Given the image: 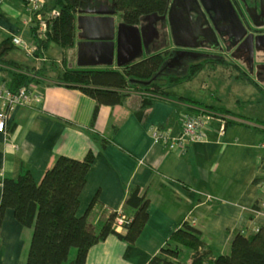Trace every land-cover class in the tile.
<instances>
[{"label":"crops","instance_id":"obj_1","mask_svg":"<svg viewBox=\"0 0 264 264\" xmlns=\"http://www.w3.org/2000/svg\"><path fill=\"white\" fill-rule=\"evenodd\" d=\"M104 8H85L82 11H101V14L82 13L80 16L113 19L114 48L110 66L103 65L98 57H88L80 64L79 46L86 43L87 36L77 22L73 48L68 51L50 44L40 58H33L23 48L14 46L2 58L0 84L9 82L7 72L28 74L33 70L29 68L34 67L36 82L30 84L42 99L31 107L15 109L9 117L6 135L0 134V181L16 179L25 171L39 183L58 157L82 160L91 152L94 161L80 194L77 215L85 213L95 195L102 209H93L91 222L103 220L111 212H122L129 190L138 188L148 201V219L134 245L110 235L89 249L86 264H148L184 223L200 233L201 241L214 257L228 255L237 234L250 235L264 227V200L259 198V187L253 183L261 173L263 153L258 146L264 134L251 126L232 124L227 126L223 137L219 138L217 132H208L206 142L187 145L183 151L156 143L152 138L153 130L177 138L185 116L195 110L179 98L195 100L173 97L174 88L170 89L173 96L168 98L131 92L118 106H100L92 122L94 101L60 78L68 67L70 70L121 71L122 67L117 65L116 42L122 21L118 13L109 15L110 11ZM27 17L25 0H0V43L7 38H19L24 45H31L32 32ZM160 24L161 41L168 43L166 49L170 50V43L178 40L174 39L165 18ZM259 32L264 35V29ZM89 33L88 38L101 37L100 33ZM243 40L236 42L235 49L229 50L225 59L236 67L234 81L249 85L258 95L237 104L242 107L244 104L262 105L264 49L255 42L239 49ZM152 41L142 50L144 58L166 51L160 48L149 51ZM137 55L134 57L133 53L119 61H132ZM42 60L46 62L40 64ZM244 86L241 92L247 90ZM219 109L251 123L258 121L223 107ZM31 234V229H24L15 221L13 213L7 211L0 229V264H24ZM182 255L187 257L185 262H181ZM74 256V252L70 253L68 262H72ZM181 256L182 264H190V252L182 249Z\"/></svg>","mask_w":264,"mask_h":264},{"label":"trees","instance_id":"obj_2","mask_svg":"<svg viewBox=\"0 0 264 264\" xmlns=\"http://www.w3.org/2000/svg\"><path fill=\"white\" fill-rule=\"evenodd\" d=\"M113 1L122 23L130 27L138 26L145 17L163 16L170 2V0ZM80 3L81 0H54L50 10H58L57 15L48 21V29L44 36L37 39L38 51H45L50 44L59 46L64 52L73 48L76 15ZM12 40L7 38L0 43V62L14 48ZM38 51L35 52L36 57L40 56ZM170 56L168 51L159 52L125 66L121 71L64 68L60 79L94 101L93 122L100 106H118L134 91L161 98L172 97L170 89L190 82L203 69L210 72L220 64L216 60L213 63L205 61L191 65L183 77L167 74L164 83L149 82L162 70ZM7 74L9 87L12 88L36 82L35 76L28 77L27 74L13 71ZM179 100L189 107H202L206 112L231 114L226 110L206 106L190 99ZM191 111L190 115H198L196 111ZM225 124L227 127L238 123ZM253 124L264 127V122L255 121ZM93 161L94 155L91 152L82 160L58 157L45 171L39 183L25 171L16 179L4 178L0 181V229L5 213L11 211L18 224L24 229L32 230L24 264H86L89 249L110 235L134 245L148 219V201L140 195L138 188L129 190L122 205V213L126 215L128 223L123 225L121 232L113 229L116 212L109 213L105 219L101 218L96 223L90 221L93 209L97 211L102 209L98 195L93 197L82 216L77 215L80 194ZM260 164L261 173L253 180L255 185L264 183V160ZM200 237L196 229L184 223L148 264H182L180 262L182 249L191 253L190 264H264L263 226L250 235L237 234L231 241L228 255L214 257ZM72 252L75 253L74 260L68 262Z\"/></svg>","mask_w":264,"mask_h":264},{"label":"rangeland","instance_id":"obj_3","mask_svg":"<svg viewBox=\"0 0 264 264\" xmlns=\"http://www.w3.org/2000/svg\"><path fill=\"white\" fill-rule=\"evenodd\" d=\"M43 1L46 7L45 8L46 11L53 12V10H50V9L53 6L52 4L54 0H43ZM227 1L235 17H237V19L234 18L232 14H229V12L227 15H224V7L227 6L224 0H183V4L180 5L179 7L177 6L176 7L174 6V8L172 7L173 12H172L171 20H173V22L175 23H177L179 20H181L182 22L184 21L187 26L191 25L193 29H195L196 32L189 28L190 32L186 33V39L182 36L179 39L181 38L183 39H181V42L178 41V44L170 43L172 45V49L170 50L166 49L168 46V43L161 41V36L163 35V31H162V27L160 26L161 25L160 17L162 16L156 15L158 20H156L154 24L155 34L152 33V35H154V40L152 41V44H150L149 51H152L153 49H156V48H160L162 50L166 49V51H168L171 56L166 60V63L164 67L162 68V70L159 71V73L155 77H153L152 80H150L149 82L161 84V83H164V79L167 74H173V75H178V76L183 77L191 65H196L198 63H204L205 61H210L211 63L215 62V60L219 61L220 64L217 65L213 71L209 72L206 69H203L200 73L194 76V79L192 82L184 83V84L174 87L172 92L175 93V95L173 97L178 98V96H183V97L191 98L197 102H200L205 105H210L217 109H219L220 107H223L232 112L245 115L248 117H252L255 120H258L261 122V121H264V103L262 105L253 104L251 106L244 104L243 105L244 108L242 107L241 104L240 105L237 104L238 102H241L244 100L255 99L258 93L249 85L244 86L241 83L234 81V77L236 76V73H235L236 67L231 65L228 59H225V57L228 56L227 52H229V50L231 49L226 48L224 46L225 44L222 43L223 42L222 39H224L223 37L224 34H227L225 38L227 40V43H229L230 45L236 44V41H237V38H236L237 35H235L236 30H237V33L241 35L242 31L240 27L241 25L245 26V19H246V22L249 23L252 28L254 27L251 25L252 23L248 18V15L246 13V8L243 3H241L239 0H227ZM173 3L174 5H176V3H179V0H170L168 10H170V5ZM101 6L105 7L104 9H106L108 13L109 11L112 13L114 12L115 14L118 13L115 10L113 0H81L79 9L83 10L85 8H89L91 10H94V9L98 10L100 9ZM55 11H58V10H55ZM77 15L80 16L81 14L77 13ZM118 15L120 14L118 13ZM165 19L167 21L169 20L168 11L165 13ZM76 22H77V17H76ZM259 22L261 23V19L259 20ZM148 23H149L148 20H145L144 18L138 26L131 27V28H133L134 30L135 29L140 30L141 28L146 27ZM193 24L195 26H193ZM31 32H32V40H33V42L31 43L32 45L34 43L36 44L38 37L35 34V30H33L32 28H31ZM194 33L195 34L198 33L200 35L194 37L192 41V37H193L192 34ZM190 34L192 37H190ZM213 34H214L216 41H214L215 39L213 37ZM169 37L171 40H173V38H171L172 36H169ZM195 41L199 43L198 47L200 49L194 48V46L190 44L191 42H195ZM140 43H141L140 51H138L139 48H136V49L134 48L135 41H133L126 48V49H129L125 53V55L127 56V57L125 56L126 58L129 57L128 55H131L133 53H134V57L137 53L139 54L136 56L134 60L131 61L132 63L137 62L139 58L143 59L145 56L144 51H142L144 46L142 44L141 39H140ZM220 43L222 44L224 50H220L219 48ZM31 45H25L26 50L24 49L23 50L26 52L27 55H30L33 58L34 57L40 58V56L39 57L35 56V52H37L38 49H36V51L33 53H30L27 50V48L30 47ZM42 53L43 51L41 50L38 51L39 55H41ZM155 54H150V55L148 54V55L151 56ZM231 57H234V55H232ZM123 58L124 57H122V60ZM39 62L40 64H44L46 61L42 60ZM168 62L171 63V66H168L167 64ZM50 67L51 66H49L48 68ZM38 68L40 69V67ZM29 69H33V70L29 72L30 74L26 73L28 77L29 75L32 76L31 73L36 74V70H34V67L29 68ZM67 69L70 70L69 67ZM227 72L230 74H228ZM23 74L26 75L25 73ZM149 82H144V83L149 84ZM242 86H244L247 90L241 92ZM262 89H264V85L262 86ZM133 93H135V91ZM193 108H195L194 111H196L197 114H200L201 112H203L204 114H208L209 116L212 115L215 118L216 117L220 118L223 121L228 122V123L235 122L240 125L251 126L255 129H258L259 131L261 130L262 135L264 133V127L257 126L251 123V121L242 119L236 115H232L228 113H225V114L215 113V112H210V111H207L208 112L207 113L202 107H193ZM218 125L219 124H216V122L215 123L211 122V125L207 126V129H205L206 131H205L204 142L207 141L208 132H211V131L217 132L216 128ZM226 128L227 127L225 124L224 134L226 132ZM262 160H264L263 157H260V161ZM258 190H259V198L263 201L264 193L261 191V188H259ZM262 213H264V208L262 209ZM116 215L126 217V215H124L121 211L116 212ZM186 258H187L186 255L185 256L182 255L181 262H185Z\"/></svg>","mask_w":264,"mask_h":264},{"label":"water","instance_id":"obj_4","mask_svg":"<svg viewBox=\"0 0 264 264\" xmlns=\"http://www.w3.org/2000/svg\"><path fill=\"white\" fill-rule=\"evenodd\" d=\"M224 1L226 2V5H227L226 7H224V15H227L229 12V14H232L233 17L237 19L228 1L227 0H224ZM239 1L244 4L248 18L251 21L252 23L251 25L254 27V29L259 30L260 28H262L263 30L264 29V15H262V12H261V2H264V0H252L253 6L251 7L247 5L246 0H239ZM182 4H183V0H179V3H176V5H174V3L171 4L170 10H168V19H169L168 21L170 23L172 35L174 39L178 41L180 37L182 36L186 37V33H189L190 29H193L191 25L187 26L184 21L182 22L181 20H179L177 23H175L173 22V20H171V16L173 12L172 10L174 6L179 7ZM100 12L101 11H88V10L82 11L81 9L77 10L78 14H82V13L101 14ZM111 14L112 12L109 13V15ZM164 18H165V14L162 17H160V20H164ZM260 19H261V23L259 22ZM145 20H148L149 23L147 24L146 27H143L140 30H137V29L134 30L130 26H126L124 24H121L118 27L117 42H116L117 44L116 55H117L118 67H123L125 65L127 66L130 64L131 61L120 62L119 60L122 59V57L126 56L125 53L129 50L126 48L133 41H135L134 48L135 49L139 48L138 51H140V48H141L140 39L142 40V44L144 47H146L147 43L154 40V35H152V33L155 34L154 24L156 20H158L157 16L156 15L148 16V17H145ZM77 24H78V27L82 29L87 36L86 43H83L82 45L79 46L78 58H79L80 64H83L81 62H85L86 58L88 57L90 58L98 57L100 58L103 65L110 66L112 64L111 60L113 57V48H114L113 19L112 18H98V17L92 18L90 16L88 17L79 16L77 18ZM245 24H246V27L241 25L240 29L242 33L241 35L238 34L237 36V41L244 38L239 49L242 48L244 43H248L249 45H251L253 42H255V45L257 47H262L264 49V35H260L261 33L259 31H253L254 29L250 26L249 23L246 22V19H245ZM193 26L195 25L193 24ZM90 31H92V33H100L101 37L88 38L90 36V33H89ZM213 37H214V34H213ZM178 41H176V44H178ZM214 41H216V39ZM167 64L168 66H171V63L168 62Z\"/></svg>","mask_w":264,"mask_h":264},{"label":"built area","instance_id":"obj_5","mask_svg":"<svg viewBox=\"0 0 264 264\" xmlns=\"http://www.w3.org/2000/svg\"><path fill=\"white\" fill-rule=\"evenodd\" d=\"M25 1L28 13V24H30V28L35 30V34L38 39H40L47 32L48 21L53 19L57 15V12H47L43 0ZM12 43L14 46L26 50L25 45L19 38H14ZM36 49L37 46L35 43L27 48L30 53L35 52ZM41 99L39 93L35 91V88L30 83L18 88L9 87V83L0 84V134L6 135L9 125V117L15 109L31 107L34 104L40 103ZM211 122L219 124V127L217 126L216 128L217 135L218 137H222L224 134L225 121L203 113L185 116L181 128V134L177 138H172L167 133L156 129L152 131V138L156 143L163 144L168 149L183 151L187 148V145L190 146L204 142L205 129H207V126L211 125ZM258 148L264 154V140L260 142ZM258 187L261 188V191L264 193V183H260ZM207 200L209 201L210 198L208 197ZM127 223V217L118 215L114 221L113 229L116 232H121L123 225Z\"/></svg>","mask_w":264,"mask_h":264},{"label":"flooded vegetation","instance_id":"obj_6","mask_svg":"<svg viewBox=\"0 0 264 264\" xmlns=\"http://www.w3.org/2000/svg\"><path fill=\"white\" fill-rule=\"evenodd\" d=\"M246 3H247V5L250 6V7L253 6L252 0H246ZM263 3H264V2H261V12H262V15H264V4H263ZM169 4H170V2H169ZM168 7H169V6H168ZM167 11H168V9H167ZM184 25H185V24H184ZM245 27H246V24H245ZM253 29H254V28H253ZM191 30H193V29H191ZM224 30H225V29H224ZM261 30H262V29H260V30H255V29H254L253 31H261ZM193 31H195V30H193ZM195 32H196V31H195ZM199 32H200V31H199ZM198 35H200V34H198V33H196V34H195V33L192 34V36H193L192 39H194V37H196V36H198ZM226 35H227V34H224V36H223L224 39H222V40H223L222 43L225 44L224 46H225L226 48H229V49H231V50L235 49L234 46H236V44H235V45H234V44H233V45H230L229 43H227V40L225 39V38H226ZM235 35L238 36L237 30H236ZM190 36H191V34H190ZM237 36H236V38H237ZM184 38L186 39V37H184ZM181 39H183V38H181ZM181 39H179V42H181ZM190 44H191L192 46H194V48L200 49V48L198 47V44H199V43H198L197 41H195V42H191ZM244 46H245V47H248L249 44H248V43H244L242 47H244ZM219 48H220V50H224V49H223V46H222L221 43H220V47H219ZM226 48H225V49H226ZM263 80H264V79H263Z\"/></svg>","mask_w":264,"mask_h":264}]
</instances>
